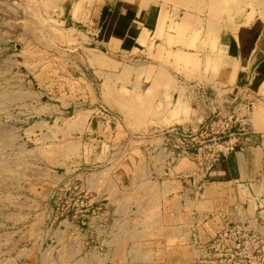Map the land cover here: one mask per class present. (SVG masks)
<instances>
[{
    "label": "crops",
    "instance_id": "crops-1",
    "mask_svg": "<svg viewBox=\"0 0 264 264\" xmlns=\"http://www.w3.org/2000/svg\"><path fill=\"white\" fill-rule=\"evenodd\" d=\"M245 1L249 5L253 0ZM242 2L92 0L81 4L80 15L68 13L66 20L85 28V38L95 46L91 51L103 54L106 49L121 58L146 54L151 61L148 67L133 68L135 77L152 68L155 76L169 64L188 67L205 80L211 72L204 75V65L213 62L218 82L202 94L191 119L182 116L186 106L177 98V104L183 103L180 116L172 115L161 132L129 139L131 152L115 167L69 171L61 180L86 200L83 214L58 226L49 221L50 231L57 226L50 244L42 241V248L26 251L37 249L43 264H58L63 253L58 229L64 223L73 264L77 254L85 264H196L205 244L229 223H252L264 235V20L252 17ZM177 94L168 97L175 102ZM246 104L252 105L249 142L206 175L191 160H175L166 148V133L183 129L181 122L199 126L216 112ZM98 119L92 118L90 127L110 129Z\"/></svg>",
    "mask_w": 264,
    "mask_h": 264
},
{
    "label": "rangeland",
    "instance_id": "rangeland-1",
    "mask_svg": "<svg viewBox=\"0 0 264 264\" xmlns=\"http://www.w3.org/2000/svg\"><path fill=\"white\" fill-rule=\"evenodd\" d=\"M91 2L0 0V264H43L37 249H25L42 248V241L56 236L58 223L83 214L86 200L61 180L69 171L115 167L131 152L129 139L167 129L183 103L182 116L191 119L202 94L217 86L219 68L213 62L204 65V75L211 72L205 80L188 67L169 64L155 76L153 68H145L135 77L132 69L151 61L146 54L121 58L106 49L91 51L95 46L85 38V28L66 20ZM240 6L264 20V0L249 5L244 0ZM174 91L175 102L168 97ZM94 117L110 129L90 127ZM181 123L178 130L190 136L200 126ZM166 143L170 152L173 143ZM188 160L199 168L196 159ZM49 221L57 222L52 231ZM63 225L58 264H73ZM75 262L86 263L80 254Z\"/></svg>",
    "mask_w": 264,
    "mask_h": 264
},
{
    "label": "built area",
    "instance_id": "built-area-1",
    "mask_svg": "<svg viewBox=\"0 0 264 264\" xmlns=\"http://www.w3.org/2000/svg\"><path fill=\"white\" fill-rule=\"evenodd\" d=\"M251 111L252 105L246 104L216 112L200 124L194 136L178 129L169 131L170 152L175 160L196 159L198 173L206 175L222 158L249 142ZM196 264H264V235L252 223H229L205 244Z\"/></svg>",
    "mask_w": 264,
    "mask_h": 264
}]
</instances>
